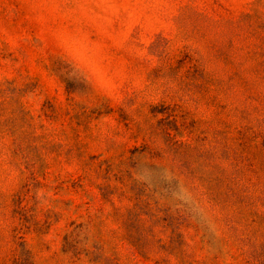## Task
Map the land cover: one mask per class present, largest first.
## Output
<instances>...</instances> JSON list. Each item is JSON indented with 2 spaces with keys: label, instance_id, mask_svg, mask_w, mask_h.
<instances>
[{
  "label": "rangeland",
  "instance_id": "1",
  "mask_svg": "<svg viewBox=\"0 0 264 264\" xmlns=\"http://www.w3.org/2000/svg\"><path fill=\"white\" fill-rule=\"evenodd\" d=\"M0 264H264V0H0Z\"/></svg>",
  "mask_w": 264,
  "mask_h": 264
}]
</instances>
